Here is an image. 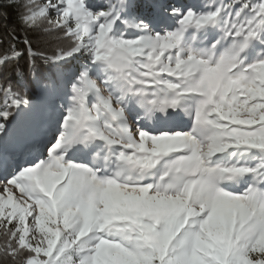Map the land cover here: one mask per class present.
<instances>
[{
    "label": "snow or ice",
    "instance_id": "6c2138e0",
    "mask_svg": "<svg viewBox=\"0 0 264 264\" xmlns=\"http://www.w3.org/2000/svg\"><path fill=\"white\" fill-rule=\"evenodd\" d=\"M13 5L0 264H264V0Z\"/></svg>",
    "mask_w": 264,
    "mask_h": 264
},
{
    "label": "trees",
    "instance_id": "16d2710c",
    "mask_svg": "<svg viewBox=\"0 0 264 264\" xmlns=\"http://www.w3.org/2000/svg\"><path fill=\"white\" fill-rule=\"evenodd\" d=\"M0 4H3V10L8 13V20L5 21L3 17H0V52L8 49L10 44L12 43L11 36L9 35V28L14 27L16 34L20 37V42L17 44V47L21 50L25 48L23 44L25 30L21 27L19 21L17 20L16 15V6L8 7V0H0ZM27 36L29 40L36 42L37 40L43 39L42 34L38 32H34L32 30H27ZM27 61V54L19 58L16 61H13L9 68L20 67L24 68ZM3 68H0V71H3ZM13 80L16 79L15 75L12 77Z\"/></svg>",
    "mask_w": 264,
    "mask_h": 264
}]
</instances>
